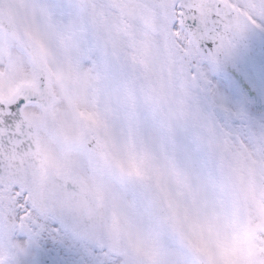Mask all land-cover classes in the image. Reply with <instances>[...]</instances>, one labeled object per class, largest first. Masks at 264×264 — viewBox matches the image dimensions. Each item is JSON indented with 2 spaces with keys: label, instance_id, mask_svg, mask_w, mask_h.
I'll return each instance as SVG.
<instances>
[{
  "label": "snow or ice",
  "instance_id": "snow-or-ice-1",
  "mask_svg": "<svg viewBox=\"0 0 264 264\" xmlns=\"http://www.w3.org/2000/svg\"><path fill=\"white\" fill-rule=\"evenodd\" d=\"M0 264H264V0H0Z\"/></svg>",
  "mask_w": 264,
  "mask_h": 264
}]
</instances>
